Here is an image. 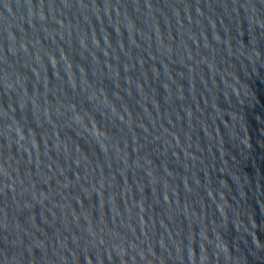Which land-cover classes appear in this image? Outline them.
<instances>
[{
    "label": "water",
    "instance_id": "1",
    "mask_svg": "<svg viewBox=\"0 0 264 264\" xmlns=\"http://www.w3.org/2000/svg\"><path fill=\"white\" fill-rule=\"evenodd\" d=\"M0 264H264V0H0Z\"/></svg>",
    "mask_w": 264,
    "mask_h": 264
}]
</instances>
